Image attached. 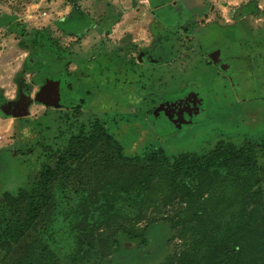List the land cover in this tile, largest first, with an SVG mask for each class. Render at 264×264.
<instances>
[{"label": "rangeland", "instance_id": "obj_1", "mask_svg": "<svg viewBox=\"0 0 264 264\" xmlns=\"http://www.w3.org/2000/svg\"><path fill=\"white\" fill-rule=\"evenodd\" d=\"M98 2L0 0V85H15L19 64L27 60L21 79L29 96L34 99L47 84L57 105H37L20 122L0 121L10 127L0 128V226L4 214L7 227L23 223L39 175L46 168L52 176L50 201L30 230L17 242L1 240L0 264H179L184 251L209 253L210 237L233 220L241 222V204L248 201H241L240 189L254 191L264 210L262 149L252 153L251 180L234 182L223 157L210 169L221 179L212 178L209 186L204 178L191 195L169 185L165 166L145 169L132 162L158 150L170 165L183 154L206 159L220 142L237 149L263 146L264 113L249 109L242 110L244 118L239 112L228 116L232 112L214 97L228 103L230 94L213 96L205 80L202 91L178 80L176 68L161 72V65H137L132 49L111 45L108 32L63 38L50 29L51 10H105ZM151 11L138 14L139 26L145 27ZM166 57L153 59L159 63ZM255 78L263 82L257 73ZM242 165L249 166L247 159ZM149 176L158 178L139 195L137 184ZM245 220L239 230L254 247L259 234L251 233L255 225Z\"/></svg>", "mask_w": 264, "mask_h": 264}, {"label": "crops", "instance_id": "obj_2", "mask_svg": "<svg viewBox=\"0 0 264 264\" xmlns=\"http://www.w3.org/2000/svg\"><path fill=\"white\" fill-rule=\"evenodd\" d=\"M103 5L105 10H51L50 29L63 38L88 39L87 34L92 31L108 32L109 39L115 41L111 45H125V48L132 49L137 65H161L158 69L161 72L176 68L178 80L195 83L201 91L205 87L202 80H205L214 90L213 96L230 94L228 103L219 102L216 95L214 97L221 107L232 112L228 116L249 109H258L260 115L264 113V105L261 104L264 98L260 96L261 89H264V0H106L105 3L99 0L98 8H103ZM147 10H152L155 16L147 18L145 27L139 26L138 14L141 11L147 14ZM161 13L163 16L159 18ZM139 30H145L144 37L138 34ZM20 52L23 57L26 55V51L20 49ZM166 53L167 57L162 62L154 61L155 56ZM26 62L21 60V71ZM255 65L258 69H253ZM231 72L239 77L238 83H233L235 75ZM256 73L258 78H263L262 83H258ZM19 74L12 78L16 79ZM14 84L15 88L3 82L0 97L14 100L18 92L16 81ZM217 87L221 91L218 92ZM30 99L28 115L22 119L28 117L30 110L37 105L48 109ZM228 116L223 117L224 121L231 118ZM240 116L244 118L242 113ZM237 117L239 119V114ZM22 119L0 117L2 123L20 122ZM1 122L2 131L7 126ZM1 151L3 154L6 152Z\"/></svg>", "mask_w": 264, "mask_h": 264}, {"label": "trees", "instance_id": "obj_3", "mask_svg": "<svg viewBox=\"0 0 264 264\" xmlns=\"http://www.w3.org/2000/svg\"><path fill=\"white\" fill-rule=\"evenodd\" d=\"M25 68L26 66L23 67L22 73L25 71ZM22 73L19 74L17 79L18 92L16 98L12 101H7L0 97L1 118L22 119L28 115L29 105L32 100L29 97L26 84L21 79ZM256 149L264 150V145L257 146L246 144L244 147L237 149L232 144L220 142L206 159L183 154L179 155L176 162L170 165L167 162V158L165 157L163 151L158 150L145 158L143 161L132 160V162L137 163L138 166H142L145 169L147 167L164 169L165 166L166 170H164L166 172V177L170 181L169 185L178 191H186L187 194L191 195L195 191H198V183L200 186L204 178L211 182L209 186L214 183L212 178H215V180L218 178L221 179L218 171H210V169L212 166L217 165L223 157H227L228 161L229 174H227V176H231L234 182L237 183L239 180L244 183L251 180L252 177L256 175V162L252 158V153ZM246 159L249 165L247 167L249 169H247V167H243L242 165ZM163 176H165V174ZM51 177L50 170L44 168L39 175V181L37 182L34 197L28 202L24 218L25 220L23 223L15 222L11 225V227H7V217L4 214L2 224L0 226V242L2 239L10 242H17L22 238L23 234L30 230L33 223L40 216L41 211L46 208L50 201L49 185ZM155 178L158 177L149 176L144 180V182H139L134 191L139 195L140 193L143 194L144 191L147 192L149 187L148 181ZM224 178H226V175ZM195 181L196 185L194 186L193 182ZM239 197L241 198V201H248V204H241V210L238 217V221L241 222L236 225L237 223L233 220L232 224L221 232L218 237H210L209 243L211 244V248L209 253L205 254L204 252L201 255L200 251L197 253L192 251L194 254L189 255V253L184 251L182 255L179 256V264H264L263 206L257 201L256 193L252 190L244 189L241 192L240 189ZM244 218H246L248 222L247 226L255 225V227L250 228L251 233L255 230L256 234H259L254 240V247L253 241L249 238H245L242 234L243 231L239 230ZM259 226L262 229L261 232L257 231L259 230ZM139 237L141 236L138 235L135 238Z\"/></svg>", "mask_w": 264, "mask_h": 264}, {"label": "water", "instance_id": "obj_4", "mask_svg": "<svg viewBox=\"0 0 264 264\" xmlns=\"http://www.w3.org/2000/svg\"><path fill=\"white\" fill-rule=\"evenodd\" d=\"M54 92L49 85H45L40 88L36 93L34 102L41 103L48 108H56L57 106L53 103Z\"/></svg>", "mask_w": 264, "mask_h": 264}, {"label": "flooded vegetation", "instance_id": "obj_5", "mask_svg": "<svg viewBox=\"0 0 264 264\" xmlns=\"http://www.w3.org/2000/svg\"><path fill=\"white\" fill-rule=\"evenodd\" d=\"M52 88V87H51ZM53 92H55L54 90H53ZM54 103V102H53Z\"/></svg>", "mask_w": 264, "mask_h": 264}]
</instances>
